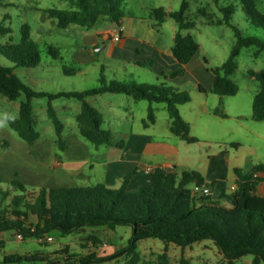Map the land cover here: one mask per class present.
<instances>
[{
	"label": "rangeland",
	"instance_id": "rangeland-1",
	"mask_svg": "<svg viewBox=\"0 0 264 264\" xmlns=\"http://www.w3.org/2000/svg\"><path fill=\"white\" fill-rule=\"evenodd\" d=\"M181 2L182 0H124V19L135 16L150 22L152 9L163 7L166 11H177ZM188 3L187 17L195 23V27L190 31H183L182 34L192 35L200 45L198 59L199 70L202 72L200 71L198 78L203 84H208L207 79H212L211 69L226 62L236 38L231 27L209 23L199 11L206 10L211 18L217 20L223 17L219 7L232 5L235 10L232 23L241 33L264 40V30L251 24L238 0H218V5L215 0H188ZM255 5L264 15V0H255ZM67 7L60 0H0V23L9 29L7 34L0 33V47L7 43H19L24 24L29 25L31 39L39 46L40 65L35 68H15L14 73L20 79L35 90L49 93L80 92L97 87L102 70L107 81L160 83L146 69L128 66L126 70H120V65L105 59L103 52L95 54L97 58L90 65L79 61L76 51L85 48L89 52L93 47L91 42L96 38L95 34L104 28L96 26L87 30L71 25L68 29H61L45 13L48 9ZM177 27L176 22L170 18L158 27L165 46L173 45ZM46 45L59 48L61 58L53 59L49 56ZM236 63L237 69L231 76L238 86L235 96L219 97L212 92L200 93L195 86L194 76L197 71L194 70L191 75L187 74L183 78L178 90L191 97L190 102L179 106V111L191 123L192 136L204 138L208 129L213 140H229L239 144L237 149L241 155L242 166L249 162L258 165L264 163V138L257 139L252 133L258 131L264 135V121L256 122L252 119V102L259 85L248 72L259 73L264 68V51L257 53L256 47L243 48ZM0 64L13 66L1 53ZM63 65L78 68L79 72L73 76H65L61 72ZM160 79L166 82L163 78ZM24 99L22 95L16 101H9L0 95V210L14 195L38 193L41 189L61 186L93 187L97 184L117 189L121 178L107 181V167L111 162L122 160L124 151L117 149L115 144L127 142L131 135L145 136L146 140L147 136H156L159 137L158 141L181 143L170 132L165 104H153L156 123L151 124L147 119V101L135 102L129 96L118 94L88 98V102L102 116V127L110 131L113 146L95 147L79 134L76 115L80 111V103L73 98H59L52 102L57 117L63 124L62 143L56 135L53 123L48 119L47 99H34V117L40 136L35 142L27 143L5 122L7 118L18 117L20 103ZM214 108H219L227 118H215L211 112ZM15 180L23 184L25 192L13 184ZM4 194L8 197H4ZM32 197L30 195L29 199ZM131 237L132 230L129 226L87 228L84 233L70 235L51 231L41 240H20L14 233L2 232L0 262L5 256L14 254L34 256L39 262L33 264H50L47 261L56 260L67 253L81 256L94 253L102 258L126 249ZM135 252L138 255L136 264H157L162 256L167 257L169 264H180L182 260L188 264H226V260L210 242L182 249L151 238L138 242ZM131 260L132 255L127 252L121 258L99 264H129ZM250 262L246 257L236 264Z\"/></svg>",
	"mask_w": 264,
	"mask_h": 264
},
{
	"label": "trees",
	"instance_id": "trees-1",
	"mask_svg": "<svg viewBox=\"0 0 264 264\" xmlns=\"http://www.w3.org/2000/svg\"><path fill=\"white\" fill-rule=\"evenodd\" d=\"M65 2L66 9H48V18L56 21L61 29L77 25L90 30L100 20L122 26L125 18L124 0H60ZM243 12L252 25L264 30V15L255 5V0H238ZM218 5V0H215ZM188 0H182L177 11H166L163 7L154 8L150 19L153 27L161 26L168 18L173 19L178 30L171 47L172 56L181 65L177 71L170 72V78L183 76L184 66L199 53L200 45L192 35L182 34L190 31L195 23L187 17ZM223 14L221 19L214 20L206 10L199 11L209 23L231 27L236 38L230 55L220 67L211 69L213 83L211 92L219 97L235 96L238 86L231 79L237 69L236 59L241 49L256 47L257 53L264 51V40L255 36H244L240 29L232 23L234 7H219ZM8 28L0 23V33L7 34ZM46 51L53 59H60V50L52 45H46ZM0 53L13 64L6 67L0 64V95L9 101H16L22 95L18 117L7 118L6 124L17 133L19 138L27 143H33L39 138L34 117L33 100L47 99V116L53 123L56 135L62 143L61 133L63 124L57 117L52 102L59 98H73L80 103V111L76 115L79 134L95 147L111 146V134L102 127V116L89 102L88 98L102 94H118L131 97L135 102L149 103L147 119L155 123L152 105L165 104L170 119V132L182 141L193 144L199 139L190 133L189 124L180 114L179 106L191 101L188 93L179 92L166 83L144 84L136 81L120 82L107 81L100 75L97 87L84 91L49 93L35 90L15 73V68H35L41 63L39 46L30 36V27L24 24L21 28L19 43H7L0 47ZM207 63L206 60H204ZM147 64H151L149 60ZM143 65V64H141ZM144 66V65H143ZM65 76H73L78 68L62 66ZM259 90L252 102V119L264 121V68L259 72L249 71ZM202 94L206 89L198 87ZM214 115L227 118L219 108ZM147 125V124H146ZM121 146V145H119ZM233 146H237L233 144ZM260 173L261 177H255ZM135 172L121 178L117 189L105 184L93 187H54L41 189L38 193H27L19 181H14L23 192L14 195L9 203L0 210V233L11 232L21 235L24 239L45 238L51 231H59L61 235L84 233L87 228L108 226H129L132 237L128 247L114 255L98 258L89 254H65L58 259L47 261L50 264H99L121 258L127 252L132 255L129 264L138 262L135 252L140 241L157 238L166 245H176L182 249L192 247L202 242L212 243L226 264H236L243 258L250 257V264H264V196L258 194V186L264 183V164L256 165L252 171L235 170L236 187L234 196L236 203L228 208L214 200L202 174L198 171H187L178 175L157 167L150 174V181L136 189L129 190L130 178ZM2 177L0 175V183ZM1 194V193H0ZM33 196L29 199V196ZM4 197L8 195L4 194ZM3 197V198H4ZM39 262L34 256L9 255L0 264H33ZM157 264H169L166 256H162ZM180 264H188L182 260Z\"/></svg>",
	"mask_w": 264,
	"mask_h": 264
},
{
	"label": "crops",
	"instance_id": "crops-1",
	"mask_svg": "<svg viewBox=\"0 0 264 264\" xmlns=\"http://www.w3.org/2000/svg\"><path fill=\"white\" fill-rule=\"evenodd\" d=\"M152 25L151 19L150 22L144 18H137L135 16L129 17L126 20L124 19L121 41L112 42L106 41L103 38V33L113 30L116 26L100 20L96 23L95 27L101 26L104 29L102 28V31L100 30L95 34L96 38L92 40L93 47L89 52L85 48L76 51L78 53V60L87 62V65H90L97 58L95 54L103 52L105 59L114 61L120 65V70H126L128 66L149 70L157 82L162 83L160 78H163L166 81L163 83L176 90L180 89L183 78L187 74L191 75L196 70L197 72H195L194 76L195 86L197 88L202 86L206 89V94L210 93L213 76L212 79H207L209 81L208 84H203L198 78L201 71L199 70V53L189 64L183 67L185 70L183 76L176 78L169 77V73L177 71L181 68V65L172 56V46L170 44H168L169 46H165L162 41L160 29ZM149 60L151 64L146 65ZM130 76L131 74L129 73L128 77ZM215 109L211 110L213 116L221 118L214 115ZM183 119L186 121L184 116ZM186 122L190 126L191 133V123ZM206 130L207 133L203 136L204 138H200L203 140L200 141L199 137L196 136L199 142L193 144H188L181 139H179L181 143H167L165 141H158L159 137L156 136H147L148 140H146L145 136L131 135V138L127 142L122 141L120 144H115L117 149L124 151V155L121 161L108 164L107 181L114 180V178L120 179L129 173L135 172L128 184V189L133 190L143 184L149 183L150 175L145 173L147 167L153 169L160 167L169 172H175L178 175L187 171H198L202 174L205 182L211 185L206 188V191L210 192L211 197L228 208H232L236 203L234 196V187H236L237 179L235 170L240 169L247 173L252 171L256 164L249 162L242 166L241 155L237 149L239 144L233 141L229 142V140H213L210 138V131ZM252 134L257 139L261 140L264 138V135L258 131H254ZM233 144L237 145L236 148ZM257 190L258 194L264 196V183L260 184ZM248 258L251 260L250 257Z\"/></svg>",
	"mask_w": 264,
	"mask_h": 264
},
{
	"label": "built area",
	"instance_id": "built-area-1",
	"mask_svg": "<svg viewBox=\"0 0 264 264\" xmlns=\"http://www.w3.org/2000/svg\"><path fill=\"white\" fill-rule=\"evenodd\" d=\"M122 35H123V25L122 26H116L113 30L103 33V38L106 41L119 42L122 39ZM153 170H154L153 168L147 167L145 169V173L150 175ZM254 176L255 177H261V174L256 173ZM234 190H235V187H234ZM17 238L21 240L22 236L17 235Z\"/></svg>",
	"mask_w": 264,
	"mask_h": 264
}]
</instances>
